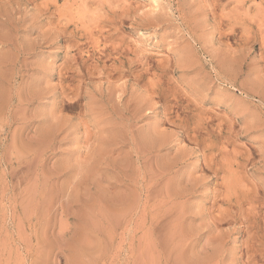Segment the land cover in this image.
I'll use <instances>...</instances> for the list:
<instances>
[{"label": "rangeland", "instance_id": "rangeland-1", "mask_svg": "<svg viewBox=\"0 0 264 264\" xmlns=\"http://www.w3.org/2000/svg\"><path fill=\"white\" fill-rule=\"evenodd\" d=\"M0 264H264V0H0Z\"/></svg>", "mask_w": 264, "mask_h": 264}]
</instances>
